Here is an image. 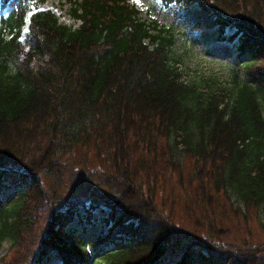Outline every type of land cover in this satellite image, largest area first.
<instances>
[{
    "label": "trees",
    "instance_id": "obj_1",
    "mask_svg": "<svg viewBox=\"0 0 264 264\" xmlns=\"http://www.w3.org/2000/svg\"><path fill=\"white\" fill-rule=\"evenodd\" d=\"M3 1L0 172L11 174L0 175V248L7 241L36 247L17 264L52 257L63 264H258L255 257L217 255L198 239L180 242L186 248L178 253L168 227L150 243L137 226L159 208V187L151 184L163 158L169 166L193 162L204 195L208 189L247 209L264 205V0H165L194 1L223 33L238 32L240 54L250 59L239 64L244 81L235 70L226 95L187 83L173 57L175 33L144 19L131 0H66L76 28L51 10L28 21L30 7L46 0ZM78 149L100 158L117 192L88 206L78 198L61 202L64 181L44 178ZM18 172L35 183L18 191ZM71 203L74 211L62 213ZM101 206L109 208L111 226L120 216L111 235L88 242L69 231L77 210Z\"/></svg>",
    "mask_w": 264,
    "mask_h": 264
},
{
    "label": "rangeland",
    "instance_id": "obj_2",
    "mask_svg": "<svg viewBox=\"0 0 264 264\" xmlns=\"http://www.w3.org/2000/svg\"><path fill=\"white\" fill-rule=\"evenodd\" d=\"M131 1L141 11L144 19L154 21L160 28L175 33L173 57L177 60L176 66L187 83L221 88L226 95L228 90L234 87L235 70L238 71L239 79L244 81L245 77L239 69V64L248 62L250 58L244 56L240 59L241 62H238L239 39L231 40L235 30L227 28L224 34L221 33L219 26L215 25L216 18L204 12L198 3L193 1L189 4H168L165 0ZM71 8V4L66 0H46L44 4L32 7V13L36 10H51L61 23L76 28L79 23L71 17ZM6 15L7 10L3 8V0H0V28L2 17ZM27 34L28 28H25L23 40ZM165 160L159 159L154 170L158 176V183L153 182L151 186L158 185V204L172 212L176 228L214 249L213 252L217 255L225 257L232 254L245 255L257 258L258 264H264V205L257 209H247L235 198L228 200L214 192L208 195V189L204 195L199 183L194 181L193 162L173 160L169 166ZM61 161L56 175L44 178L49 185L55 183V180L64 181L60 191L61 202L78 198L85 201L88 206L94 198L101 201L104 200L103 195L112 196L117 192L116 182L112 179L110 171L103 166L100 158L91 149L68 152ZM6 184L11 189L10 185ZM147 185L151 188L149 184ZM154 189L156 191V188ZM2 190L4 192V189ZM26 190L34 193L33 188ZM19 194L20 192L16 193V197H19ZM119 195L120 191L117 197ZM81 210L82 217H76L68 229L74 232V235L94 242L103 235L101 221L108 215L109 208L101 206L93 211V217L90 219L85 218L86 213L83 208ZM40 228L42 229V226ZM40 234L39 232V238ZM29 235L31 233H28L27 237ZM37 236L38 231H35L33 238ZM187 238V236L180 238L179 242H186ZM25 245L23 249L24 245L20 248V244L12 245L9 241L5 242L0 248V264L20 263L26 252L33 257L36 247ZM32 257H28V262ZM43 264L63 263L59 258L52 257L43 261Z\"/></svg>",
    "mask_w": 264,
    "mask_h": 264
},
{
    "label": "bare ground",
    "instance_id": "obj_3",
    "mask_svg": "<svg viewBox=\"0 0 264 264\" xmlns=\"http://www.w3.org/2000/svg\"><path fill=\"white\" fill-rule=\"evenodd\" d=\"M199 5V4H198ZM203 9V8H202ZM203 11L205 12V10L203 9ZM218 22L215 20V25H217ZM219 30L221 33H223L219 27ZM224 34V33H223ZM238 37V32L234 33L233 37L231 38L232 41L236 40ZM244 56L247 55H242L240 54L238 56V60H240L241 58H243ZM249 57V56H248ZM11 174L10 172H0V175H8ZM17 177L20 180V183L18 184V191H20V188L22 189L23 187L27 186V184L30 183V181H34L35 183V177L34 176H24L22 174L16 173ZM61 188V187H60ZM59 194H60V190H59ZM58 194V195H59ZM52 196L55 197V195L52 193ZM69 209L66 212H62V213H67L69 214L70 212L72 213L75 209L73 203H71L69 206ZM101 208V207H100ZM89 208H84V212L86 213L85 218L90 219L91 216L93 217V212L91 210H88ZM99 209V208H98ZM96 210V209H95ZM94 210V211H95ZM104 212L105 210L102 209ZM78 212V216L77 218H81V213L83 212L81 209L77 210ZM110 212H108V215L106 216V218H104V220H102L101 222L103 223L102 226V232L103 235L102 236H106V235H111L113 228L116 227V224H118L119 220H120V216L118 215V220L116 221V224H114V226H111L109 222L110 219ZM152 218L141 222L138 226L137 229L140 232V237L144 240H150V243H154L156 240V236H161L162 232L161 230H164L165 227H168V230L170 232V241L172 245V249H175L178 251V253H182L184 251V249L186 248V246H184V244H179V239L180 238H184V237H188L186 241L191 242L194 239V237H191L190 235H187V233H182L179 229L176 228V222L174 221L173 218V214L172 212L167 211L163 205H160L158 210H155L154 214L151 215ZM166 225V226H164ZM101 237V236H100ZM120 243L124 244V245H128L130 246L133 241L131 239H127V240H123L120 238ZM191 245V244H190ZM203 245H205L203 243ZM206 246V245H205ZM214 251V249H212ZM233 255V254H232ZM232 255H228V256H232ZM236 256V255H234ZM241 256H245V255H237V257H241ZM45 261V260H44ZM34 264H43L42 262H38L37 260L35 261Z\"/></svg>",
    "mask_w": 264,
    "mask_h": 264
},
{
    "label": "snow or ice",
    "instance_id": "obj_4",
    "mask_svg": "<svg viewBox=\"0 0 264 264\" xmlns=\"http://www.w3.org/2000/svg\"><path fill=\"white\" fill-rule=\"evenodd\" d=\"M137 2H139V0H137Z\"/></svg>",
    "mask_w": 264,
    "mask_h": 264
}]
</instances>
